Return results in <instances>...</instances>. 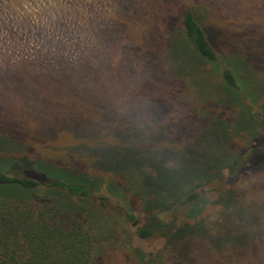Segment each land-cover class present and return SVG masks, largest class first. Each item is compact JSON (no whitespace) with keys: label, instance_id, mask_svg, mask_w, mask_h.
Instances as JSON below:
<instances>
[{"label":"rangeland","instance_id":"obj_1","mask_svg":"<svg viewBox=\"0 0 264 264\" xmlns=\"http://www.w3.org/2000/svg\"><path fill=\"white\" fill-rule=\"evenodd\" d=\"M202 1L216 61L180 36V11ZM227 67L262 116L242 108ZM258 128L264 0H0V151L26 147L106 182L98 199L70 206L98 239L94 264H264V161L198 214L162 210L192 178L232 163Z\"/></svg>","mask_w":264,"mask_h":264},{"label":"trees","instance_id":"obj_2","mask_svg":"<svg viewBox=\"0 0 264 264\" xmlns=\"http://www.w3.org/2000/svg\"><path fill=\"white\" fill-rule=\"evenodd\" d=\"M185 6L180 11L183 30L180 36L197 56L216 61V34L206 26L210 17L208 7L203 1ZM169 40H173L172 37ZM223 77L227 87L242 97V108L253 117L262 116L259 113L262 107L253 111L251 106L244 104L245 97L253 99V103L256 100L247 90V84L237 82L231 68L225 69ZM250 136L249 145L234 152L232 163L211 169V174L192 178L182 193L165 199L163 212L178 204L184 208L178 212L185 210L190 217L200 212V205L207 204V196H215L218 201L223 195L234 193L245 175L264 161V130L258 128L256 134ZM26 149L0 151L3 153L0 161H6L0 165V264H94L95 249H100L98 239L84 218L70 206L74 201L91 203L93 198L98 199V192L107 191L106 182L102 183L98 176L92 178L78 166L67 169L55 162L34 159ZM40 162L47 163L51 170ZM69 172L74 177L72 180L67 178ZM122 188L119 193L123 195L127 187ZM52 193L64 204L58 203ZM149 200H143L147 213L152 212ZM128 216L132 218L131 214ZM163 228L176 231L179 226L170 222L163 224ZM139 234L148 237L152 229L141 228ZM144 258L142 255V262ZM126 259L130 261V257Z\"/></svg>","mask_w":264,"mask_h":264}]
</instances>
